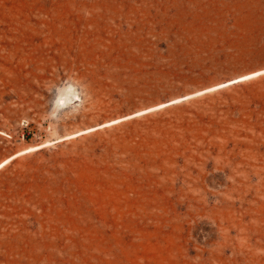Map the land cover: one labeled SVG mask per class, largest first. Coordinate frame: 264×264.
<instances>
[{"label":"rangeland","instance_id":"rangeland-1","mask_svg":"<svg viewBox=\"0 0 264 264\" xmlns=\"http://www.w3.org/2000/svg\"><path fill=\"white\" fill-rule=\"evenodd\" d=\"M9 159L0 264H264V0H0Z\"/></svg>","mask_w":264,"mask_h":264},{"label":"bare ground","instance_id":"bare-ground-1","mask_svg":"<svg viewBox=\"0 0 264 264\" xmlns=\"http://www.w3.org/2000/svg\"><path fill=\"white\" fill-rule=\"evenodd\" d=\"M96 129H97V128L88 129V130L82 131L81 134H82V135H83V134H87V133H90V132H92V131H94V130H96ZM46 144H48V143H46ZM43 146H44V145H39V146H36V147H31V149H34V151H35V150H37V149L42 148ZM29 149H30V148H29ZM29 149H27V150H25V151H23V152H21V153H18L17 155L13 156L11 159H14V158H16V157H18V156H21V155H24V154H27V153H31V152H33V151L29 152V151H28ZM11 159L4 161V162L0 165V169L3 168L5 165H7L8 162H9Z\"/></svg>","mask_w":264,"mask_h":264},{"label":"snow or ice","instance_id":"snow-or-ice-1","mask_svg":"<svg viewBox=\"0 0 264 264\" xmlns=\"http://www.w3.org/2000/svg\"><path fill=\"white\" fill-rule=\"evenodd\" d=\"M28 151L31 152V151H34V149H31V148H30Z\"/></svg>","mask_w":264,"mask_h":264}]
</instances>
